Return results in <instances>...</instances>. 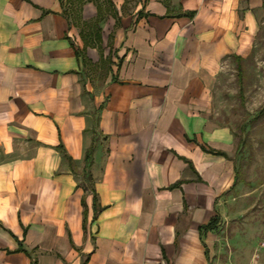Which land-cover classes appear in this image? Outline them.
Segmentation results:
<instances>
[{"label":"crops","instance_id":"1","mask_svg":"<svg viewBox=\"0 0 264 264\" xmlns=\"http://www.w3.org/2000/svg\"><path fill=\"white\" fill-rule=\"evenodd\" d=\"M104 1L0 0V264H218L216 87L264 0Z\"/></svg>","mask_w":264,"mask_h":264},{"label":"rangeland","instance_id":"2","mask_svg":"<svg viewBox=\"0 0 264 264\" xmlns=\"http://www.w3.org/2000/svg\"><path fill=\"white\" fill-rule=\"evenodd\" d=\"M65 1L66 11L73 17L87 0ZM257 22L250 50L244 56L241 82L233 60L225 65L216 87L213 114L234 133L232 157L238 174L217 214L213 251L218 264H264V111L260 112L264 107V2ZM92 74L97 77V73Z\"/></svg>","mask_w":264,"mask_h":264},{"label":"trees","instance_id":"3","mask_svg":"<svg viewBox=\"0 0 264 264\" xmlns=\"http://www.w3.org/2000/svg\"><path fill=\"white\" fill-rule=\"evenodd\" d=\"M233 60L236 63V69H237V72H238V79L241 82V80L243 78V75L245 73L244 57L241 56V55L234 54L233 55ZM240 98H241V100L243 102V100H244L243 89L240 92ZM263 111H264V107L261 109L260 112H263ZM218 152L221 153L222 151H218ZM223 154H225V153H223ZM237 177H238V174H237ZM217 223H218V218L214 217V218L211 219V221L209 222L208 226L211 227V228H214V227H216Z\"/></svg>","mask_w":264,"mask_h":264}]
</instances>
